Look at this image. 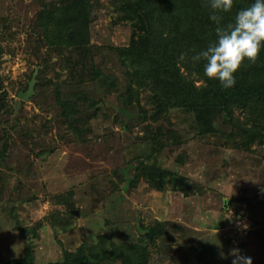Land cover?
Returning <instances> with one entry per match:
<instances>
[{
	"label": "rangeland",
	"instance_id": "1",
	"mask_svg": "<svg viewBox=\"0 0 264 264\" xmlns=\"http://www.w3.org/2000/svg\"><path fill=\"white\" fill-rule=\"evenodd\" d=\"M50 1L0 0V150L7 146L0 159V264L22 258L29 246L39 264L83 245L104 243V253L112 243H136L157 223L163 233L148 245L150 264H199L202 246L214 251L216 264H232L236 248L264 264V145L236 147L237 130L222 119L201 135L183 110L154 124L144 115L151 112L149 92L140 96L145 113L126 103L129 79L114 49L130 43L123 8L132 0L93 2L86 59L40 39L36 15ZM85 65L100 77L84 73ZM36 72L35 95L19 99ZM58 97L79 105L74 126L87 131L83 142L60 116ZM147 125L171 129L180 142L162 138L163 150L152 151L143 140ZM152 163L185 177L189 194L173 190V182L162 190L151 185L141 167ZM69 192L73 211L57 203Z\"/></svg>",
	"mask_w": 264,
	"mask_h": 264
},
{
	"label": "trees",
	"instance_id": "2",
	"mask_svg": "<svg viewBox=\"0 0 264 264\" xmlns=\"http://www.w3.org/2000/svg\"><path fill=\"white\" fill-rule=\"evenodd\" d=\"M96 0H52L36 15V28L40 39L50 49H73L82 59L91 57L90 25L92 24L93 2ZM252 0H235L231 13H222L221 24L230 22L235 12L247 6ZM125 19L131 23L132 35L128 46L117 47L115 54L125 68L129 85L126 89L128 100L140 107L141 92H149L152 123L165 120L171 111L183 110L193 116L199 134H212L218 119L236 129V146L252 151L256 145H264V49L255 62L245 61L236 74L232 88H222L218 80L203 75V62H193L191 56L206 48L215 39L216 22L212 21L208 0H132L124 6ZM185 59L181 60V54ZM93 64V63H91ZM82 71L92 79L100 77V71L92 65ZM89 73V74H88ZM59 86H55L58 95ZM58 92V93H57ZM78 99L79 93L76 94ZM74 98H56L60 116L80 142L86 130L77 129L79 105ZM99 103L93 102L92 109ZM99 109V108H98ZM96 109V110H98ZM239 114V115H238ZM145 116V117H146ZM143 140L149 142L152 151L160 152L166 146L161 142L180 138L171 129L163 132L145 127ZM155 148V149H154ZM7 146L0 150V159L5 160ZM147 181L159 190L173 182L177 192L189 194V181L185 177L164 169L158 163L142 165ZM139 179V175L137 176ZM137 179V180H138ZM58 197L57 203L73 211V193ZM74 213V212H73ZM76 214V213H75ZM163 225L144 228L136 243H112L104 253V243L97 246H81L75 251L64 250L62 259L48 264H150V248L161 238ZM199 264H216L214 251L201 247ZM3 264H39L35 251L26 247L22 258L12 259Z\"/></svg>",
	"mask_w": 264,
	"mask_h": 264
},
{
	"label": "clouds",
	"instance_id": "3",
	"mask_svg": "<svg viewBox=\"0 0 264 264\" xmlns=\"http://www.w3.org/2000/svg\"><path fill=\"white\" fill-rule=\"evenodd\" d=\"M235 0H208L210 19L216 22L215 39L191 56L203 62V75L218 80L228 89L236 84V74L245 61L255 62L264 49V0H252L237 10L227 24H221L222 13H231ZM181 60L185 54H181ZM232 264H253L252 258L232 249Z\"/></svg>",
	"mask_w": 264,
	"mask_h": 264
},
{
	"label": "water",
	"instance_id": "4",
	"mask_svg": "<svg viewBox=\"0 0 264 264\" xmlns=\"http://www.w3.org/2000/svg\"><path fill=\"white\" fill-rule=\"evenodd\" d=\"M37 75H38V72H36L33 75L32 80L29 83L28 90L26 92H20L19 93V96H18L19 99L24 100V101H29V99L33 95H35V86H36V83H37Z\"/></svg>",
	"mask_w": 264,
	"mask_h": 264
},
{
	"label": "built area",
	"instance_id": "5",
	"mask_svg": "<svg viewBox=\"0 0 264 264\" xmlns=\"http://www.w3.org/2000/svg\"><path fill=\"white\" fill-rule=\"evenodd\" d=\"M243 223H244L243 221L238 220V223L235 226V231H236L237 234H240V235L242 234L243 228L241 226H242Z\"/></svg>",
	"mask_w": 264,
	"mask_h": 264
},
{
	"label": "crops",
	"instance_id": "6",
	"mask_svg": "<svg viewBox=\"0 0 264 264\" xmlns=\"http://www.w3.org/2000/svg\"><path fill=\"white\" fill-rule=\"evenodd\" d=\"M159 224H161V225H162V223H159Z\"/></svg>",
	"mask_w": 264,
	"mask_h": 264
}]
</instances>
